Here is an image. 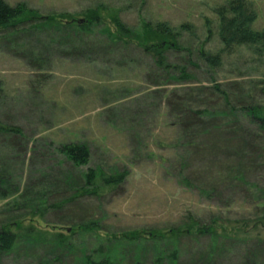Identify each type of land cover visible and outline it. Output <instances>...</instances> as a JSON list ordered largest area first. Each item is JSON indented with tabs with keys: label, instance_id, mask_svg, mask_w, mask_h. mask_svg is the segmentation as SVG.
<instances>
[{
	"label": "rangeland",
	"instance_id": "rangeland-1",
	"mask_svg": "<svg viewBox=\"0 0 264 264\" xmlns=\"http://www.w3.org/2000/svg\"><path fill=\"white\" fill-rule=\"evenodd\" d=\"M4 1L25 5L45 22L37 31L20 33L18 27L15 34L0 33V128H18L23 138L15 149L19 139L0 133V170L12 176L8 184L23 192L66 183L70 191L87 169L127 172L118 188L59 210L49 208L43 220L27 216L24 225H34L38 236L50 242L59 234L68 237L71 225L92 219H102L103 229L114 235L137 230L161 235L184 228L188 218L201 226L214 219L227 223L232 233L233 222L247 228L255 220L236 184H225L234 160L245 151L238 141L241 126L230 127L221 93L213 89L224 91L234 107L235 101L264 107V42L225 49L219 39L217 11L234 0ZM243 1L254 16L250 29L263 33L264 0ZM88 11L102 17L89 34L68 37L57 24L65 23L58 19L63 16L76 25ZM112 17L128 30L130 42L118 39ZM157 24L178 33L179 50L164 53L165 69L138 44L140 39L146 47L156 44L147 25ZM199 51L219 54V66H209ZM181 68L187 76L183 81L178 79ZM179 104L192 114L214 109L222 117L183 131V111L175 109ZM236 117L235 122L244 123ZM70 143L88 146L87 166L76 168L58 152ZM263 143L258 145L263 148ZM244 165L248 180L264 189L263 156L252 155ZM6 203L0 200V213ZM257 233L229 241L192 231L174 247L176 264H264V229ZM95 240L76 236L71 250L47 261L43 256L49 250L28 247L1 255L0 264H79V250L92 249ZM172 249L170 242H142L134 250L128 246L121 263L133 264L131 254H143L141 264H154L162 255L160 264H170L166 255Z\"/></svg>",
	"mask_w": 264,
	"mask_h": 264
},
{
	"label": "trees",
	"instance_id": "trees-1",
	"mask_svg": "<svg viewBox=\"0 0 264 264\" xmlns=\"http://www.w3.org/2000/svg\"><path fill=\"white\" fill-rule=\"evenodd\" d=\"M34 14L35 13H33V11L28 10L23 4L10 6L4 0H0V33L8 31L15 34L20 29V33H24L27 31H37L38 29L43 28L42 24H45V22H41V19L35 18L36 14ZM217 16L219 19L218 35L225 49L230 48L232 45L255 46L264 42V32H253L250 29L252 21L254 20V16L247 11L246 4L243 0H234L228 3L226 7L219 8L217 11ZM58 19L60 21L62 19L65 20V23L62 22L61 24H57L62 27L61 30L68 37L71 36L72 33L78 35L81 33L89 34L92 31L91 28L98 26V24L100 25L102 21L101 15L96 11H88L83 13L81 21H79L76 25L67 22L63 16H60ZM48 20L51 22L52 19ZM110 22L113 25L115 32H117V34L120 36L118 39L121 40L124 38V40L130 42L129 32L120 23V21H118L117 18L112 17ZM26 24L29 25H27L28 28L25 30L24 26H26ZM147 26L149 28V32L154 35L157 42L150 47H146L140 39L138 41V44H140L139 46H141L144 52L150 53L152 55L158 68H169L165 64L164 53L167 50H179L176 42L178 33H172L162 24H157L154 28H152L150 25ZM18 27L20 29H18ZM73 53L74 52H70L67 54L63 52V56L70 54L72 55ZM199 55L211 67H217L220 64L219 54L211 56L199 51ZM34 59L35 58L33 57L31 60L34 61ZM178 76V79L181 81L187 79L183 68L179 70ZM213 89L215 91H220L221 93L222 99L225 103L224 105L226 111L223 116H225L226 119H228V123L232 125L230 127L235 125H237V127L241 126V128L239 127L241 129L239 132L241 136L238 138V141L243 147L242 150L245 151V154L242 158H236L237 162L234 160L235 165L227 174L225 184H236V186L240 189L244 201L248 200L246 203L249 204L251 211L257 216L255 220L245 224L248 226L247 228L245 226H240L242 223L236 221L233 222L234 226L232 227L234 232L229 233V229L227 230L229 225H227V223L221 224L214 219L209 226H201L194 219L188 218L187 224L184 226V228L177 229L175 231L171 230L161 235H156L157 232L154 231L144 233L138 230L114 235L108 234V232L103 229L102 219H92L83 223L71 225L70 229H66V232L69 233L68 237L59 234L56 238H53L50 242H47L43 241L42 238L38 236V230L34 225H24V223L27 222V216L31 218L38 217L39 220H43L44 214L47 212V210H49V208L53 210H59L74 200L88 197L94 198L98 196L99 192L102 190L106 189L110 191L118 188L124 183L127 177V172L123 171L122 173H119L114 171L109 172V174H104L100 169H87L84 174H81L78 177L81 183L74 190L71 189L69 191L66 183H64L65 189L62 188L61 183L60 186L56 185L57 187H55L53 190L45 188L40 191L25 190L21 192L18 185L15 186L14 184H8V181H11L10 179L12 176L7 175L6 170L1 169L0 200L1 202L9 203L2 205L4 210L2 213H0V216L4 217L0 220V256L11 255L12 253H18L21 250L23 251L26 248L28 249V247H32L34 249L33 252L49 250L50 252L43 256L45 261H47L53 257H58L59 255L63 256L61 252L67 253L68 250H71L72 248L70 249V242H74L76 236H93L94 240L96 239L98 243L95 244L93 248L91 247L92 249H88V251H86L85 248L83 250H79L77 263L122 264L121 262L124 261V256H126L125 253H130L128 246L134 250V248H137V245L141 246L142 242L151 244L152 246L160 244L161 242H170L173 244V249L170 254L166 255V259L170 264H176L177 249L174 247H177V243L182 237L191 235L192 231L201 236H217L218 238L224 240L227 239L229 241L233 239L232 237H237L239 235L244 238H248L250 234L257 231V235H259V229H264V189L259 188L255 183H252L250 180H248V169H246L244 162L248 159V157L251 158L252 155L255 157L262 155L264 158V143L263 148L258 145L259 141H264V107L257 105L255 106L253 104L248 105V103L243 104L240 101H235V108L234 105H232L234 102L232 103V99H230V97L224 91H221L216 85L213 86ZM235 91L240 92L238 89ZM248 97L250 96L247 95V99ZM175 109L182 110L181 105H177ZM211 110L212 111H197L194 114L189 111H183L184 123L181 126L182 130L186 131L188 129H192L193 127H199L203 121L213 122L219 113L217 114L214 109ZM236 115H240V118L244 123L240 124L239 122H235L237 121ZM218 117H222V114L221 116L219 114ZM231 121H233V123H231ZM251 126L253 128H251ZM249 128L252 129V131L249 130ZM0 133L1 135L19 139L17 145L14 143L13 147L15 149L20 147V141L23 138L18 128L1 127ZM58 152L68 162H70L72 166L76 168L87 166L90 160L89 148L85 143H70L62 145L59 147ZM255 161H259V159L256 158ZM38 186L40 187V185ZM45 186L47 185H44L43 187ZM40 188H42V186ZM60 195L63 196L59 197L60 199L57 198L60 201L50 205L51 200H53L52 198ZM15 201H20L21 206H19V204H17ZM57 230L61 231L63 229ZM34 235H36V237ZM69 253H71V251ZM131 255V257H134L133 264H141L143 254ZM161 257L155 259L154 264H160L162 260Z\"/></svg>",
	"mask_w": 264,
	"mask_h": 264
}]
</instances>
